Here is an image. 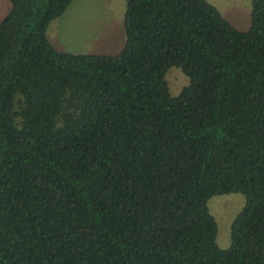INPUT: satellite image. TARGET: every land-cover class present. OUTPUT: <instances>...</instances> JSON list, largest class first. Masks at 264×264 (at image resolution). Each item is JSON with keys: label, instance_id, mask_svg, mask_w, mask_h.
<instances>
[{"label": "trees", "instance_id": "1", "mask_svg": "<svg viewBox=\"0 0 264 264\" xmlns=\"http://www.w3.org/2000/svg\"><path fill=\"white\" fill-rule=\"evenodd\" d=\"M8 2L0 264H264V0L244 31L205 0H124L113 54L48 41L71 0ZM227 193L219 248L206 202Z\"/></svg>", "mask_w": 264, "mask_h": 264}, {"label": "rangeland", "instance_id": "2", "mask_svg": "<svg viewBox=\"0 0 264 264\" xmlns=\"http://www.w3.org/2000/svg\"><path fill=\"white\" fill-rule=\"evenodd\" d=\"M232 27L244 31L249 26L250 0H205ZM9 7L0 0V18ZM124 0H71L67 8L46 26L48 41L59 51L73 54H113L123 45L122 16ZM164 80L170 95H176L187 84L178 67H169ZM243 204L240 193L212 195L206 202L216 223L215 243L229 245L230 223Z\"/></svg>", "mask_w": 264, "mask_h": 264}]
</instances>
